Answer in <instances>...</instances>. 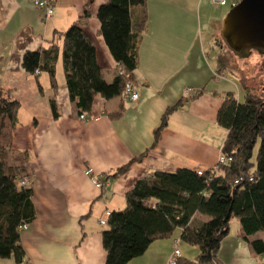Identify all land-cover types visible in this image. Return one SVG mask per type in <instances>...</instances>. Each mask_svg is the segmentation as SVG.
I'll list each match as a JSON object with an SVG mask.
<instances>
[{
    "label": "crops",
    "instance_id": "crops-1",
    "mask_svg": "<svg viewBox=\"0 0 264 264\" xmlns=\"http://www.w3.org/2000/svg\"><path fill=\"white\" fill-rule=\"evenodd\" d=\"M105 1L53 0L48 15L32 0H0V89L9 90L20 102L14 128L0 118V144L11 149L13 162L25 154L22 175L32 188L36 213L20 232L25 264H105L104 226L99 224L105 212L123 208L137 180L156 170L213 168L227 134L216 115L230 90L220 68L209 63L205 43L220 33L233 0L224 5L212 0H146V22L131 77L138 98L131 102L122 96L97 95L88 120L73 113L61 58L55 65L56 89L46 72L36 75L23 69L25 51L47 46L55 31L65 30L87 10L82 27L94 44L104 79L111 82L116 62L96 17ZM132 11L134 22H139L143 8ZM188 87L192 92L185 96ZM51 98L57 117L52 115ZM177 102L180 105L152 145L162 114ZM93 116L100 117L91 120ZM141 155L106 188H96L83 175L91 167L104 178ZM207 220L196 213L190 224ZM240 233L233 218L218 249L220 264H264V256L254 255ZM180 234L181 228H176L171 236L154 240L128 264H167L176 247L179 257L196 259L198 248L181 240ZM0 264L17 263L10 257L0 258Z\"/></svg>",
    "mask_w": 264,
    "mask_h": 264
},
{
    "label": "trees",
    "instance_id": "trees-1",
    "mask_svg": "<svg viewBox=\"0 0 264 264\" xmlns=\"http://www.w3.org/2000/svg\"><path fill=\"white\" fill-rule=\"evenodd\" d=\"M145 5L146 0H107L97 9L99 32L119 66L115 67L111 82L104 79L94 44L82 27L89 16L87 10L65 30L55 31L47 46L25 51L23 69L36 75L46 72L56 89L55 65L61 58L65 87L76 116L88 114L97 95L104 99L123 97L124 85L132 80L138 62ZM138 6L143 8V15L134 22L132 9ZM216 40L225 46L220 36ZM242 91L243 101L234 91L226 92L216 115L217 124L227 131L221 153L231 160L217 163L201 174L188 168L156 170L137 180L125 195V206L111 211L106 219L102 231L105 264H128L142 255L151 242L171 236L176 228H181V240L198 248V255L194 260L178 257L175 264H220L218 249L233 218L238 220L240 236L250 251L256 256L264 255V240L251 238L264 231V96L253 94L247 86ZM179 105L177 102L165 109L153 131L152 145L157 144L168 116ZM50 107L57 117L54 98L50 99ZM19 108L20 102L10 91L0 89V118H6L10 128L15 127ZM11 153V149L0 144V258L12 257L17 264H25L19 227L30 224L36 213L32 188L20 184L25 154L23 160L13 162ZM141 157L106 177L117 178ZM196 213L209 218L192 226Z\"/></svg>",
    "mask_w": 264,
    "mask_h": 264
},
{
    "label": "water",
    "instance_id": "water-1",
    "mask_svg": "<svg viewBox=\"0 0 264 264\" xmlns=\"http://www.w3.org/2000/svg\"><path fill=\"white\" fill-rule=\"evenodd\" d=\"M220 37L235 56H264V0H240L221 22Z\"/></svg>",
    "mask_w": 264,
    "mask_h": 264
},
{
    "label": "rangeland",
    "instance_id": "rangeland-1",
    "mask_svg": "<svg viewBox=\"0 0 264 264\" xmlns=\"http://www.w3.org/2000/svg\"><path fill=\"white\" fill-rule=\"evenodd\" d=\"M220 33L205 43L209 54V63L222 71V79L227 82L228 90L234 91L243 101L242 87H249L253 94L264 96V56L252 51L247 58L235 56L223 44L216 42ZM218 65V67H217ZM206 218H209L206 216ZM252 238L264 239V231L256 232ZM264 256V255H262Z\"/></svg>",
    "mask_w": 264,
    "mask_h": 264
},
{
    "label": "built area",
    "instance_id": "built-area-1",
    "mask_svg": "<svg viewBox=\"0 0 264 264\" xmlns=\"http://www.w3.org/2000/svg\"><path fill=\"white\" fill-rule=\"evenodd\" d=\"M52 1L53 0H32V3L39 7V8H42L45 10V13L46 14H52L53 12V6H52ZM214 3H217V4H220V5H224L227 3V0H212ZM240 0H233L232 2V6H234L236 3H238ZM116 67L119 68V66H117L116 64ZM36 73H38V71H36ZM192 92V88H185L183 93L185 96H189ZM123 97L131 102L133 101H136L137 98H138V91L136 90V86L134 84V82L132 80H128L126 81L125 85H124V91H123ZM80 119L82 120H88V118L86 117L85 114H82L79 116ZM100 116H93L91 118V120H98ZM231 160V158L229 157H226L225 155H223L221 152L218 156V160H217V163H227ZM202 171H198V174H201ZM83 175L85 177H87L90 182L98 189H102V188H106L109 184H110V180L109 178L107 177H104V178H101L99 177L98 175L95 174L93 168L91 167H87L83 170ZM237 182V181H236ZM20 184L22 186H26L28 184V180L26 178H22L20 180ZM110 215V211H106L105 212V218H102L100 221H99V224L101 226H105L106 225V219L107 217ZM27 224H24V225H21L19 227V231H23L25 229H27ZM176 242L178 243V240H176ZM180 256V252H179V249L176 247L174 248L171 256H170V259L168 261L167 264H175L176 263V260L177 258Z\"/></svg>",
    "mask_w": 264,
    "mask_h": 264
}]
</instances>
